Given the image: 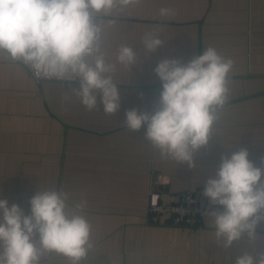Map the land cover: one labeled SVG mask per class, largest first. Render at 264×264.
<instances>
[{
  "label": "crops",
  "instance_id": "obj_1",
  "mask_svg": "<svg viewBox=\"0 0 264 264\" xmlns=\"http://www.w3.org/2000/svg\"><path fill=\"white\" fill-rule=\"evenodd\" d=\"M161 8L174 14L161 16ZM103 20L106 52L115 63L121 44L133 47L131 70L117 64L113 79L121 94L116 115L88 110L76 95L79 81L36 78L21 62L0 59V196L29 213L36 191L63 189L70 203L87 201L93 245L83 264H235L247 251H264V224L255 244L245 236L225 249L214 228H182L149 212L153 175L165 182L160 200L170 204L189 189L203 193L222 155L245 148L260 166L264 158V0H141L117 7ZM153 32L164 41L148 53L142 44ZM214 47L233 60L228 100L218 134L194 154V167L161 157L145 139L146 129L125 127L130 109L152 112L162 84L154 72L164 59L187 63ZM207 203L210 207L208 198ZM42 264H69L50 253Z\"/></svg>",
  "mask_w": 264,
  "mask_h": 264
},
{
  "label": "clouds",
  "instance_id": "obj_2",
  "mask_svg": "<svg viewBox=\"0 0 264 264\" xmlns=\"http://www.w3.org/2000/svg\"><path fill=\"white\" fill-rule=\"evenodd\" d=\"M141 0H0V59L21 62L36 78L79 81L76 95L88 109L116 115L121 94L113 79L117 64L129 68L137 62L132 46L121 44L115 63L106 52L105 22L117 7ZM174 14L161 8L160 15ZM142 44L148 53L164 41L153 32ZM233 60L214 47L187 63L161 60L154 72L162 90L152 112L133 108L125 113V127L146 129L145 139L161 157L194 167V154L206 148L218 134L220 111L228 100ZM212 208L205 212L215 240L225 249L247 236L253 244L261 239L257 228L264 224V158L260 166L249 159L245 148L222 155L214 177L203 190ZM87 201L70 203L63 189L38 190L30 198L29 213L0 196V264H42L57 253L69 264H83L93 245L92 226L84 214ZM235 264H264V251L243 252Z\"/></svg>",
  "mask_w": 264,
  "mask_h": 264
},
{
  "label": "built area",
  "instance_id": "obj_3",
  "mask_svg": "<svg viewBox=\"0 0 264 264\" xmlns=\"http://www.w3.org/2000/svg\"><path fill=\"white\" fill-rule=\"evenodd\" d=\"M61 83L75 81L58 80ZM165 182L158 174L153 175L149 191V212L154 216H166L170 224L182 228L202 227L206 215L210 210L207 198L199 190L189 189L177 195V201L166 204L160 200Z\"/></svg>",
  "mask_w": 264,
  "mask_h": 264
}]
</instances>
